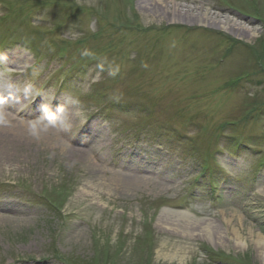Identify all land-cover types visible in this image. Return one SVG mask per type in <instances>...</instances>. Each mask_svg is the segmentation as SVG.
<instances>
[{
  "label": "rangeland",
  "instance_id": "rangeland-1",
  "mask_svg": "<svg viewBox=\"0 0 264 264\" xmlns=\"http://www.w3.org/2000/svg\"><path fill=\"white\" fill-rule=\"evenodd\" d=\"M148 1L0 0V109L32 124L0 167V264H263L264 0H175L182 22ZM201 7L252 33L196 22ZM126 166L141 180L121 185ZM204 222L216 240L189 237Z\"/></svg>",
  "mask_w": 264,
  "mask_h": 264
},
{
  "label": "bare ground",
  "instance_id": "bare-ground-1",
  "mask_svg": "<svg viewBox=\"0 0 264 264\" xmlns=\"http://www.w3.org/2000/svg\"><path fill=\"white\" fill-rule=\"evenodd\" d=\"M153 3V4H152ZM172 4L173 7L169 8V5ZM144 6L141 7L143 11L146 13H155L160 10L158 13H164L166 16H171V21L173 22H182L186 18L180 14L181 11V5L177 4L175 0H149L146 3L143 4ZM160 7V8H158ZM154 8H157L156 10ZM199 14H196L194 16V19L196 22L201 24H213L223 30L226 31V29H234L239 30L237 25L233 20L226 19L225 21L221 20L219 17H215L214 14L209 9H205V7L197 8ZM163 15V14H162ZM189 16V15H187ZM238 28V29H237ZM241 29L244 30V32H251V30L246 29L242 27ZM240 29V30H241ZM0 42H5L4 38H0ZM1 103V101H0ZM3 107L7 108V111H10L12 109L11 103H3ZM12 111V110H11ZM50 111V110H49ZM17 112V113H16ZM14 114L19 117L22 115V113L18 114V111H13ZM42 114V113H41ZM55 112H50L49 117L46 113L42 114L41 119L45 124H49V122H53V127L50 126L49 130L56 132V134L59 136V138L62 141H58L59 146L61 149L73 152V155L78 158H86V152L80 149H72L74 145H76L72 140H70L66 136V130L69 129L68 125H66V122L61 120H56V117L54 118ZM32 124H30V121L27 119L26 121L22 122L17 117H14L13 115H10L8 112L3 111L0 109V167L1 166H7V167H13L15 163H17V160L22 157V152H25L26 154L30 152L31 147L28 145L27 140H25V133H27L29 127ZM48 127V126H47ZM54 128V129H53ZM25 131V133H24ZM53 132V133H54ZM78 143V142H77ZM80 144V143H79ZM72 146V147H71ZM121 168V167H120ZM127 170L125 173H117L118 178H120L121 185L129 184L130 182H136L137 180H141L140 178L132 177L128 174L130 171L129 167H125ZM122 169V168H121ZM123 170V169H122ZM1 208L4 209L3 204L0 205ZM6 209V208H5ZM9 212H6L5 214H14L16 211L7 209ZM232 219H224V225L226 231L229 232L228 237L232 238L233 241H235L236 245L244 248L246 247V238H245V232L244 230L241 231V227L236 226L233 224ZM186 225H184L186 228H189L190 226L194 225V223L186 221ZM175 225V224H174ZM176 226H179L177 224ZM181 228V227H180ZM196 229H189L187 231H193L194 232L189 235L191 238H194V236H201L206 239H209L211 242L214 241V239L218 238V236H215L216 233L220 235L218 226L214 225L211 222H204V223H198V226L195 225ZM178 229V228H177ZM216 231V232H215ZM215 232V233H214ZM226 235V233H224ZM249 236L252 237V243L255 245L256 249L258 250V253L260 254L262 258V263L264 264V238L261 236H256L255 232L253 230L250 231ZM221 239H223L222 236H220ZM256 238V239H254ZM215 239V240H216ZM219 239V240H221Z\"/></svg>",
  "mask_w": 264,
  "mask_h": 264
}]
</instances>
